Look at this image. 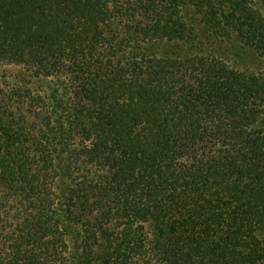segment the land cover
Instances as JSON below:
<instances>
[{"label":"trees","instance_id":"1","mask_svg":"<svg viewBox=\"0 0 264 264\" xmlns=\"http://www.w3.org/2000/svg\"><path fill=\"white\" fill-rule=\"evenodd\" d=\"M0 64V264H264L256 0H0Z\"/></svg>","mask_w":264,"mask_h":264},{"label":"rangeland","instance_id":"2","mask_svg":"<svg viewBox=\"0 0 264 264\" xmlns=\"http://www.w3.org/2000/svg\"><path fill=\"white\" fill-rule=\"evenodd\" d=\"M256 3L258 7L264 11V0H256ZM240 65H242L240 62ZM250 65V64H249ZM0 75H3L7 82H14V83H20V79L22 77L26 76L24 73V70L20 66H15V65H1L0 64ZM25 79V78H24ZM33 85L35 87H41V90L43 91L44 94H50L52 92V89L55 88V83L51 82L50 80H35L33 82ZM58 188V184L56 185Z\"/></svg>","mask_w":264,"mask_h":264}]
</instances>
